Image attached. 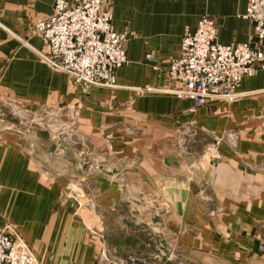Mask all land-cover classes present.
I'll list each match as a JSON object with an SVG mask.
<instances>
[{
	"label": "crops",
	"instance_id": "crops-1",
	"mask_svg": "<svg viewBox=\"0 0 264 264\" xmlns=\"http://www.w3.org/2000/svg\"><path fill=\"white\" fill-rule=\"evenodd\" d=\"M54 1L0 0V103L35 117L0 123L31 130L36 151L54 164L42 173L20 134L0 132V228L13 227L40 264H113L106 239L120 255L142 252L143 237L130 243L124 234L123 215V203L141 195L165 210L180 259L166 263L264 264V71L242 81L237 100L198 109L167 79L185 32L204 16L218 43L254 41L246 0H107L114 30L129 35L113 87L75 83L44 59L48 44L34 26ZM51 117L74 127L75 141L112 174H78L72 188L74 165L50 157L56 137L33 127Z\"/></svg>",
	"mask_w": 264,
	"mask_h": 264
},
{
	"label": "built area",
	"instance_id": "built-area-1",
	"mask_svg": "<svg viewBox=\"0 0 264 264\" xmlns=\"http://www.w3.org/2000/svg\"><path fill=\"white\" fill-rule=\"evenodd\" d=\"M243 18L255 34L249 43H218L216 23L208 16L201 18L194 33L185 32L179 57L169 63L167 79L177 85L174 93L178 98L191 100L194 109L214 99L237 100L242 81L264 71V0H246ZM34 30L48 44L44 59L75 83L113 87L116 72L127 63L129 35L114 30L107 0H76L73 4L55 0L53 14ZM147 59L151 61L152 55ZM18 109L11 110L19 113ZM219 159L215 155L212 161ZM259 248L264 250L263 245ZM0 264H40L10 225L0 228ZM130 264L140 263L134 260Z\"/></svg>",
	"mask_w": 264,
	"mask_h": 264
},
{
	"label": "water",
	"instance_id": "water-1",
	"mask_svg": "<svg viewBox=\"0 0 264 264\" xmlns=\"http://www.w3.org/2000/svg\"><path fill=\"white\" fill-rule=\"evenodd\" d=\"M2 110V112H1ZM4 110V112H3ZM19 113L24 117L31 119L32 115L27 113L22 109H18ZM10 114H15L6 104L0 103V118L9 116ZM33 127L38 128L39 130H45L47 133H50L52 136L56 137L53 143V150L50 153V157L59 158L63 160L67 164L74 165L76 173L72 174L70 177V186L72 188L76 185L80 174L82 177L86 178L88 176L94 177H102L111 175V169L103 167L100 159H97L95 156L97 152L94 154H90L89 150L85 147L84 143H78L75 139L80 138L79 132L67 123H61L58 118H48L44 121V126L40 127L38 125H34ZM66 130V133L63 134V130ZM9 131L18 133L26 140L29 145L30 155L35 159L36 163L40 165L42 173L46 174L49 172V169H54V164L50 162V159L46 160L44 158L45 155L39 154L36 151V148L33 142L30 140L29 136L32 133L31 130H27L25 126H17L12 123L2 124L0 123V132ZM190 140V138L186 139V143ZM81 144L82 149L80 151L77 150V146ZM73 153V154H71ZM73 155V157H72ZM76 157L74 158V156ZM87 159H89L87 161ZM46 165L49 169L46 168ZM70 171L71 168L68 167ZM58 176H61L59 172H57ZM118 180L121 182V176H118ZM71 189V188H70ZM125 207L124 210V220L125 224L131 227L132 234H139L140 236H145L147 239V243L149 245L151 254L147 259L148 263L152 264H170L166 263L167 258L174 256L173 261H180L178 254H173L171 240L172 237L169 233L166 232V227L162 222V217L165 215V210H163L157 203L156 198H151V200L145 196H135L126 200L123 203ZM149 215L152 218L151 223L144 221V216ZM135 221L138 224H135ZM163 233L169 240L164 244L160 243V236L158 234ZM105 251H109L108 243L104 247ZM110 258L113 264H120V262L110 255ZM172 263V262H171ZM125 264H130L127 262Z\"/></svg>",
	"mask_w": 264,
	"mask_h": 264
},
{
	"label": "rangeland",
	"instance_id": "rangeland-1",
	"mask_svg": "<svg viewBox=\"0 0 264 264\" xmlns=\"http://www.w3.org/2000/svg\"><path fill=\"white\" fill-rule=\"evenodd\" d=\"M8 117H12V118H15L16 120L18 121H23V122H32L35 118H31V119H28V118H23L22 116L19 115L18 112H16L14 115L13 114H10ZM148 216V217H146ZM144 221H147L149 223H151L152 221V218L151 216L149 215H145L144 216ZM135 224L137 225L138 222L135 221ZM129 231H131V227H129ZM128 230L124 229V234L128 233L129 235L132 236V238H130V243H133L134 241H137L139 239V234H132L131 232H129ZM158 236H160L161 238L159 239L160 240V243L164 244L166 242H169L170 243V240L163 234H158ZM143 237V245H142V252H139V253H134V254H123V255H120L118 254L115 249H113L110 244L108 243V240L106 239L107 243H108V246H109V254L112 255L113 257H115L120 263L123 262V264L126 263V261L128 260H137V261H142L144 263H148L149 260L147 259L151 254H148L150 252L149 250V245L148 243L146 242L147 239L145 236H142Z\"/></svg>",
	"mask_w": 264,
	"mask_h": 264
}]
</instances>
